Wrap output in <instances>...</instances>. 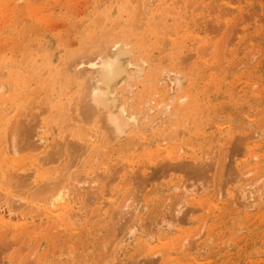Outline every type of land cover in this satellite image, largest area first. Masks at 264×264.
<instances>
[{
  "label": "bare ground",
  "instance_id": "bare-ground-1",
  "mask_svg": "<svg viewBox=\"0 0 264 264\" xmlns=\"http://www.w3.org/2000/svg\"><path fill=\"white\" fill-rule=\"evenodd\" d=\"M19 1L18 4V0L16 2L15 0H0V17L5 14V10L12 12L17 26L24 19H33L35 22L44 20L45 23L52 26L51 28L59 22L56 21L55 15L46 8L47 3L54 0H40V3L37 4H31L26 0ZM154 1L157 2V8L149 11L147 7ZM206 1L208 0H205V3ZM238 1L242 2L243 0ZM244 1L246 5L239 6L238 21L241 20V22L238 24L241 25H237L238 28H241L238 30L240 33L237 42L235 41L237 27L232 24L230 25L236 28L235 32L233 28L229 32L233 31V36L229 32L231 36L222 34L228 37L227 40L231 39L230 43L226 40L223 41L224 37L222 41H216V36L213 38L206 29L207 32L200 31L198 22L208 15L207 13L201 15L202 8L195 10L192 0H172L177 9L168 8L166 0H106V4L103 6L105 9L91 19L89 25L83 29L84 31L77 39L70 40V38L66 37L65 39L62 36L55 39V48L53 49H58L61 53L59 61H57L58 64L52 63L53 54L49 53L41 55L39 52L32 54L31 58L28 53H24L21 56H13L9 61L0 55V127H4L0 142L11 140L14 154L8 159L9 161L6 160L8 161L6 164L0 163V169L4 174V178L0 177V242L5 240L3 244H5L4 249L6 250L4 251L8 250L5 253L0 248V256L5 253L1 258L3 259L2 264H115L114 262L118 261L119 257H121L120 263L122 264H131L132 262L135 264V260H131L135 259L136 255L145 257L155 255L151 244L144 243V239L137 240V247L135 246L136 248L134 247L135 249L130 253H127L129 249H124L120 253L119 248H123V244L114 247L113 243L114 234L117 236L116 231L125 229L123 225L124 227L117 230L119 226L115 222L117 217L115 220L113 218L115 210V213L121 216L122 213L124 214V209L119 206L122 205V201L117 193H127L133 183H138L140 188L147 185V164L149 165L151 162L155 163L160 160L165 162L168 159L175 161L174 165L170 161V164L166 165L186 171V175L196 181L202 180L204 177L206 179L204 178L202 181L213 179L214 172L216 175L224 176L223 174L229 167L231 171L235 170V173L230 174V176L235 174L233 175L235 182L251 173L254 175L256 173L258 177L264 175V138L261 139L259 134L261 131L264 133V78L259 75L256 66L242 62L247 55L246 52L253 62L260 50L263 52L262 45L257 42H249L252 40L248 39L251 36L250 28L254 33L256 29L262 30L263 28L259 24L258 12H263L262 16H264V0ZM212 4L213 2L209 6L212 7ZM225 12L224 14L227 15ZM165 17L172 21L171 25L165 23ZM236 19L237 17L234 21ZM242 21L244 25H242ZM209 25L211 24L209 23ZM213 26L215 25H211L210 28ZM168 27L171 28L175 38L169 35ZM215 28L217 30L216 26ZM223 29L225 27L221 28L222 31H224ZM211 30L213 29L211 28ZM54 32H56L55 29ZM262 34H255V36L260 38ZM10 40L13 42L14 39ZM44 48L39 44L38 50L43 51ZM155 50L164 55L163 61L158 59L160 63H169L172 66L176 64L179 67L184 62L188 67L187 75L185 74L188 82H186L185 75L183 76L185 79L180 78V74L183 75V72L179 69L180 72H177L171 82V85L174 84V88H176L174 91H183L184 97L182 96L183 98L181 97L180 100L174 98L176 99L175 105L174 100L156 105V108L163 107L169 110L174 107L170 118L175 116L177 117L176 122L181 123L177 124L180 129H174L175 135L168 136L170 138H162L166 132L160 128L161 132L158 127L160 134L156 132V136H152L151 133L150 137L146 136L147 131H150V126L152 130L153 125L148 123L150 126L148 124L145 126L143 122L146 120H143V115L146 110L148 111L146 107L155 103L153 99H149L153 94L147 95L141 90L140 94H143V97L147 95V99L143 103L137 102V97L131 98L135 93L137 82L143 80L144 84L152 79L154 84L159 87L169 79V75H171L169 69L162 68L163 75L158 81L157 68H147L153 62L150 57L151 55L154 57ZM156 57L158 58V56ZM153 59L155 60V58ZM16 66L20 68L16 69ZM164 75L168 77L164 78ZM183 81L188 83L184 87H182ZM71 87L75 89V94L71 96L69 107L62 99L57 100L53 94L58 89L62 93ZM164 89L168 88L158 89V93L162 97L171 95L170 92L163 91ZM215 98H219L220 102L216 103ZM11 99L15 104H18V110L10 108ZM251 100L258 104L255 119L250 118V112L254 110L249 107ZM32 101L40 103V106L38 107V104L37 108L27 106ZM177 101L179 102L177 103ZM28 108L35 109L36 112L29 114L28 112L31 111H27ZM156 108L154 107V110ZM165 111L160 115L165 116L170 113ZM153 119L156 121L158 118L153 117ZM243 121H247L250 127L241 124ZM186 122L190 128L184 130L186 126L183 124L186 125ZM222 123L229 125L224 127ZM37 126L49 127L54 133L51 136L43 135L37 130ZM252 127L253 129L250 131ZM152 133L155 134V132ZM168 139L171 144H167ZM227 144L229 149L226 148ZM230 147L233 148V152ZM23 148H29L31 153L26 157L16 159ZM197 150L202 152L203 161L195 157ZM27 151L29 150L27 149ZM240 155H245L244 159L241 157L242 161L237 160ZM231 157V163H228ZM206 161L212 165L213 173L209 178H207V174L211 173L210 165L207 164V166L209 165L207 167ZM135 164L139 166L137 171L134 170ZM170 167H168L169 171ZM181 170L177 172L184 173ZM208 170L209 173L206 174ZM87 172L93 173V178L89 176L92 179L90 182H88L90 179L84 180V177L87 178ZM25 174L27 175L22 176ZM233 177H231L232 180ZM217 180L216 178V180L213 179V182L210 181L213 187H216ZM229 184L224 185L228 186ZM224 185L220 187L222 188L221 192ZM149 186L151 185H147V187ZM177 186H174L175 189ZM174 187L168 188L174 189ZM188 188L186 189L188 190ZM183 191L186 193V190ZM221 192L219 193L221 194ZM137 194L139 196V190ZM204 197L198 200L200 207L207 208L209 211L212 208H217L221 213L226 210L216 197ZM190 200L194 202L192 199ZM231 202L237 203L233 198ZM239 206L242 207L241 204ZM123 207L125 208L126 205ZM243 208L245 207L243 206ZM241 211L240 209L239 212L241 213ZM131 212L126 213L130 216ZM134 215L135 213L132 216ZM180 221L182 222V220ZM128 222L129 220L125 223ZM220 223L222 225L216 228H209L210 231L215 230V234H218L219 227H223L225 221H220ZM134 229L135 232L137 228ZM59 235L60 237L64 236V242L59 247L61 249L56 251L46 249L36 257L33 252L36 250L37 254L38 245L37 248L33 247L34 251L31 249V254L28 253V247L24 246L27 242L23 244L26 239L33 242L44 236L47 244L51 245ZM190 235L191 233L184 232L183 237ZM183 237L177 241H168L162 254L159 252L164 256V260L168 259L174 264H195L187 255L177 258L170 255L171 251L175 250L177 242ZM229 237L234 242L242 241L236 239L234 233H230ZM102 240L103 248L107 251L96 248L98 241L102 247ZM109 241L112 242L109 243ZM38 243L36 242V244ZM94 248L96 249L94 250ZM124 248H128V246ZM58 252L62 253V256L56 258L55 255ZM156 253L158 254V252ZM67 258L70 261L64 263ZM139 260L142 259L139 258L138 262ZM153 260H148L145 263H154L155 260L154 262Z\"/></svg>",
  "mask_w": 264,
  "mask_h": 264
},
{
  "label": "rangeland",
  "instance_id": "rangeland-1",
  "mask_svg": "<svg viewBox=\"0 0 264 264\" xmlns=\"http://www.w3.org/2000/svg\"><path fill=\"white\" fill-rule=\"evenodd\" d=\"M26 1L31 3V4L40 3V0H29V1L26 0ZM105 1L106 0H54V1L48 2L46 5V8L51 13H53L55 15L56 21L57 20L59 21L58 22L59 25H58V23H56L58 26L54 25L53 28H51L52 26H49L48 23H45L44 20L35 22L33 19L32 20L24 19L23 22L20 21L19 22L20 25H18L19 26L18 27L17 22H14L12 12H10V11L6 12V10H5L4 11L5 14H3L0 17V55L4 56V58L7 61H9L10 59H12L13 56H21L24 53H28V56L30 58H31L32 54H36L39 52L41 55H43V54L46 55L47 53H49V54H53L54 60L52 63L58 64L57 61H59L61 53L58 51V49L57 50L53 49V48H55V39L58 36H62L65 39L67 37V38H70V40L74 39V38L77 39L79 37V35L84 31L83 29H85L89 25L91 19L94 18V16L98 12H101V10L103 11L105 9V8H103V6L106 4ZM115 1H121V0H115ZM15 2H16V0H15ZM166 2L169 5L168 8L177 9L176 6L173 4L172 0H170V1L166 0ZM192 2L194 4L193 8L195 10H199L202 8L200 10V11H202L201 15L205 14V13H207V15H208L206 18H202L198 22V25H199L198 27H200L199 30L204 31V32L208 31V33L211 34V36L213 38L216 36L215 37L216 41H218V40L222 41L223 37H224L223 41L224 40H226L227 42H229V40L231 41L230 38L227 40L228 37H226V35L231 36L232 32L236 29V28L232 27V25L237 27V31L240 30L241 27L238 28L239 27L238 25H241V24H238V23L241 22V20L238 21V13H239V6H242L243 4L246 5L244 0L242 2H240L238 0H208V1H206V3H205V0H192ZM211 2H213L212 7H214V8L209 6V4ZM225 2L227 3V5H225L226 4ZM19 3H20V1L18 0V4ZM153 3H154V6H153ZM153 3H152V5H150L151 7L150 6L147 7V9L149 11H153L157 8V2L154 1ZM170 4H171L172 8H171ZM198 5H199V7H198ZM221 5H222V7H221ZM63 6H64V8H63ZM203 7H206V8H203ZM247 7L251 8L249 6H247ZM219 9H220V11H219ZM226 9H227V11H226ZM221 11H223V12H221ZM224 12L227 13V15L224 14ZM262 13L263 12H261V11L258 12V20H259L260 26L263 27L262 30L256 29V32L254 33L253 29L250 28L249 32H250L251 36H249L248 40H252L249 42H257L260 45H262L263 46V52L260 50L258 55L255 57V60H254L255 62L250 60L251 57H250V55H248V52H246L247 55L245 58H243L242 62L247 63V64L249 63V65L256 66V68L259 72V75L264 78V36H262L264 34V16H262ZM210 17H211V19H209ZM236 17H237L236 21H238V22L234 21ZM220 18H222V19H220ZM207 19H209V20H207ZM164 20H165V23L167 25H171V23H172L171 20H167L166 17ZM204 21H206V22L208 21V22L206 23ZM209 23L211 25H215L217 27V30H216L215 26L211 27L213 29V30H211V28H210L211 25H209ZM230 24H232V25H230ZM234 24H236V25H234ZM242 25H244L243 21H242ZM77 26H78V28H77ZM223 27H225V29H223L224 31L221 30V28H223ZM232 28H233V31L229 32ZM54 29L56 32H54ZM205 29L207 31H205ZM167 30L169 31V35L171 37H174V38L176 37L174 35V33L171 31L170 27H168ZM223 33H225L226 35L225 34L222 35ZM239 33H240V31H238L236 33V37H235L236 42H237V37H238ZM261 33H263L262 35H260L261 37L256 38L255 34L259 35ZM59 34H61V35H59ZM254 36L256 39L254 38ZM257 37H259V36H257ZM10 39H14L13 40V42L15 43L14 45L12 44L13 42H11ZM39 40H40V42H39ZM67 40H69V39H67ZM248 40H246V41H248ZM234 42H232V43H234ZM39 44L41 46L45 47L43 51L38 50ZM3 45H4V47H3ZM5 45H6V47H5ZM165 47H168V46H165ZM25 50H26V52H25ZM50 50H52V51L50 52ZM34 51H35V53H33ZM154 52H153L154 57H152V55L150 57L151 60H153V62L150 63L147 66V68L148 69H156L157 68L156 71H158V72H156V75L159 74L158 75L159 76L158 81L161 78L160 76L163 75V73L161 72L162 68L163 67L167 68L170 70L169 73H171V75H169V73H168L169 79L167 78L168 79L167 82L164 84H161V86H159V87L156 86L157 84H154L152 79L148 82H145L144 84H143L144 81L141 80L140 82L136 83L135 93H133V96L131 98L137 97L136 101L143 103L147 99V95L153 94V96H150L149 99H153V101L155 103L151 104V106L146 107L148 109V111L147 110L145 111V114L147 115V117L145 114L143 115V120L144 121L146 120L143 123H145V126L148 123H152L151 124V125H153L152 130H154V131L151 130V126L148 124L150 126L149 130L152 132H155V134L150 132V131H147L148 133H146V136L150 137V133L152 134V136H156L158 133L160 134L162 132V129H160V128H163L164 132H166L164 135H166V136L163 135L162 138H170L168 136H174L175 130L180 129L178 127V125H180L181 123L176 122L177 117H175V116L173 118H170V117H172V113H173L172 110L174 109V107H171V110H169L166 108L164 109L163 107L156 108V105L159 103H162V102L169 103L171 100H174V105H175V102H176L175 100L177 98H179L178 100H180L182 96L184 97L183 91L182 92L181 91H177V92L174 91L176 88H174V84L171 85L172 84L171 82L174 79L173 77L177 74V72H180V71L183 72V75H182V73L180 74V76H181L180 78L185 79L184 77H186V80H187L186 82H188V78L186 76L187 75L186 71H187L188 67L184 64V62H183V64L179 65V67L181 66V68H179L176 64H174V66H172V64L169 65V63H165V64L160 63V61H158V59L162 60L164 58L163 53L159 52L158 50L157 51L155 50ZM156 56H158V58ZM153 58H155V60ZM244 59H245V62H244ZM164 61H170V60H164ZM250 62H252V63H250ZM17 63H19V62L17 61ZM157 65H158V67H157ZM19 68H20L19 66H16V69H19ZM184 70H185V72H184ZM172 72L174 75L172 74ZM165 77H168V76L164 75V78ZM68 81H69V79H68ZM183 82L184 83L182 84V87H184L188 84L185 81H183ZM148 86H149V88H148ZM167 86H169V87H167ZM58 87L63 91V89L60 86H58ZM163 88H168L167 90L164 89L163 91H168V93L170 92L171 95L169 94V96H167V97H162L160 95V93H158V92H159V90H161ZM60 89L56 90L53 95L56 97L57 100L62 99L70 107L71 96L73 94H75V89H73V87H71L68 91L62 92V93H61ZM170 89H171V91H170ZM141 90L143 91V93H145L147 95L143 97L142 96L143 94H140L142 92ZM42 97H44V96H42ZM174 98H176V99H174ZM214 101L216 103H218V102H220V99L215 98ZM178 102L179 101H177V103ZM37 104L39 107L40 103H34L32 101V103L30 105H27V106H30V107L35 106V108H37L36 107ZM9 106L12 110H15V111L19 109V107H17L18 104H15L13 99L10 100ZM154 107L156 108L155 110H154ZM249 107L254 108V110L250 112L251 113L250 118L255 119L258 104L254 100H251L249 103ZM259 107H261V106H259ZM151 110H152V112H151ZM165 110H167V112H170V113L165 115V116L160 115V113H162L163 111L166 112ZM27 111H31V112H28L29 114L30 113L33 114L36 112V110L32 109V108H28ZM153 117L158 118V119H156V121H154ZM173 122H174V128H173ZM175 122H176V124H175ZM161 124L162 125L164 124L165 126L163 127ZM225 124L226 125H224V123H222V125L224 127H227V125H229L228 123H225ZM241 124H243L246 127H248V126L250 127V124L247 121H243ZM76 125H77V123H76ZM175 125H177V127H175ZM183 125L186 126V128L184 127L185 129L183 128L184 130H186L187 128H190V127H188L189 126L188 122H186V125L185 124H183ZM157 127L159 128V130L161 132L160 131L158 132ZM3 128L4 127H0V137L2 136ZM36 128L43 135L51 136L54 133V131L51 128L46 127V126H37ZM155 129H156V131H155ZM252 129H253V127L250 129V131H252ZM146 130H148V129H146ZM156 132H157V134H156ZM176 133H177V131H176ZM262 133H263L262 131L259 133L261 139L264 138V133L263 134ZM256 136H258L257 133H256ZM168 140L170 141V139H168ZM169 141H167L168 142L167 144H171V141L170 142ZM9 145H10V147H9ZM12 147L13 146H12L11 140L10 141L4 140V141L0 142V159H1L0 163L6 164L9 161L8 159L12 155H14L13 151H12V149H13ZM226 148L229 149L228 144L226 145ZM231 148L232 147H230V149ZM27 149L29 151H27ZM22 151L18 156H16V159L21 158V157L22 158L26 157L31 153L29 148H23ZM232 152H233V148H232ZM202 155H203L202 152L200 150H197L195 157H197L200 161H203ZM187 156H189V154H187ZM214 156H215V154H214ZM241 157H243V159H244L245 155H242V156L240 155L237 160L242 161L243 159ZM6 160H8V161H6ZM191 160H192V158H191ZM231 160H232V157L229 159L228 163H231ZM169 161L170 160L168 159L165 161L166 162L165 163L163 160H160V161L155 162V163L151 162V164H149V165L147 164L148 169L146 171V174H148L149 178L146 177V181H147V185H151V186L147 187V185H145L144 186L145 188L141 187L142 190H140L141 188L139 185H137L138 183H133L132 185H130L127 193L126 192H118L117 193V194H119L118 195L119 199L122 201V205H119V206H121L124 209V211H123L124 214L122 213V216H121L120 214L115 213L116 212V210H115L114 211L115 214L113 213V216L114 215L115 216L113 218L115 220L117 217V219L115 220V222L118 223V225H119L117 227V230H118V228L124 227V226H125V229L124 228L122 229L124 231H121V230L116 231L117 236H115V234H114V237H115L113 240V243L115 244L114 247L118 246L119 244H123V248L120 247L119 252L121 253L124 251V249L125 250L129 249L127 253H130L131 250H133L137 247L136 246L137 242L140 239H142V240L144 239V240H146V241L143 240L144 243L147 242V244H149V243L151 244L155 255L152 254V255H149L148 257L136 255L135 259H132L131 261L135 260L134 261V263L136 262L135 264H150L152 262H149V263L148 262L145 263V262L148 260L152 261L154 259L155 262L153 260L154 263H152V264H156V263L157 264H168L169 262H170L169 264H174V263H172V261H170L168 259L164 260V256H162L160 254H162L165 245L168 244V241H173V240L177 241L178 239H180L181 237L184 236V232H189V233H191V235L188 237H183L181 239L182 241L181 240L178 241L177 246L175 247V250L171 251L172 253L169 251H165V252L171 253L170 255L174 256L173 258L180 257L181 255L186 257V255H187L191 260H193L192 263H195V264H243V263L244 264H264V242H263L264 241V203H263L264 202V193H263L264 192V177H263L264 175H262V177H258L256 175V173H255V175L251 173V174H248L247 176H243L240 180H237L235 182V177H233V175H235V174L230 176V174L232 172L235 173L234 172L235 170L231 171V169L229 167V168H227V170L223 174L224 176H222V175L219 176V175H216L215 172L213 173V171H211L212 165H210L209 162L207 163V161H206V163H205L206 166H207V164L210 165V166L209 165L208 166L210 167L209 169H210L211 173H210V175L207 174V173H209V170H208L206 172V174L208 176L207 175H205V176H207V178H209V176H211L213 173L214 174L213 179H215V180H216V178L218 179L216 181V185H215L216 187H213V184H211V182H210V181L213 182V179L209 178L208 179L209 181L208 180L202 181V180H204V178L206 179V177H204L202 180L198 179L196 181V179L192 178L191 176L189 177L188 175H186V171L181 170L180 168H178V170H177V169H175L176 167H173V166H171V167L167 166L166 164L169 163ZM171 162H173V161H170V163ZM235 162H237V161H235ZM235 162H234V164H235ZM175 163L176 162L174 161L171 164L174 165ZM166 166H167V168H164ZM137 167H139L138 164H135L134 170H136V169L138 170L139 168H137ZM168 167H170V171H169ZM171 168H173V169H171ZM164 169H166V170H164ZM171 170H174V171H171ZM176 170L177 171H179V170L184 171V173L183 172H177ZM165 172H167V173H165ZM236 174H238L237 171H236ZM26 175L27 174L22 175V176H26ZM86 176H87V178L84 177V180L88 181L90 179L88 181V182H90L92 180L91 178H93L92 177L93 173L87 172ZM0 177L4 178V174H3L1 169H0ZM231 177H233L234 181L231 179ZM224 178H226V179H224ZM227 179L229 180V182ZM209 182L212 186L209 184ZM193 184H195V185H193ZM224 184H226V185L229 184V185L225 186ZM135 185H137L136 188H135ZM170 185H172V186H170ZM222 185H224L223 186L224 191L222 190V192H221L222 188H220V187H222ZM232 185H234V186H232ZM166 186H168V187L177 186V187H176V189H175V187H174V189H172V188H168ZM190 186H191V188H190ZM201 186H202V188H201ZM185 187L186 188L189 187L188 188L189 191ZM138 188H140V189H138ZM133 189L136 191L135 194H134L135 191ZM150 189H151V191H150ZM138 190H139V196L137 194ZM176 190H177V192H176ZM183 190H186V193ZM132 191H134V192L132 193ZM141 191H142V193H141ZM182 191H183V194H182ZM219 192H221V194ZM237 192H239V193H237ZM229 193H230V195H229ZM243 194H245V195H243ZM224 195H227V196L225 197ZM204 196L216 197L218 199V202L220 201V204L225 206L226 210L221 213L217 208H212L210 210L211 211L210 212L207 208L200 207L198 205V203H199L198 200H200L201 198H205ZM219 196L220 197L223 196V197L220 198ZM258 197L259 198L261 197V198L259 199ZM122 198H124V199L122 200ZM232 198H233L234 202H237L236 204L231 202ZM245 198H246V200H245ZM190 199H192V201H194V202H191ZM141 200L143 202H140ZM187 200H189V201H187ZM260 200H261V202H260ZM205 201H207V200H205ZM123 203H124V205H123ZM193 203H194V205H193ZM177 204H178V206H177ZM239 204H241L242 207L241 206L238 207ZM125 205H126V207L124 208L123 206H125ZM243 206L245 208H243ZM185 207L188 209L186 210ZM184 208H185V212L183 211ZM170 209H171V211H170ZM200 209H201V211H200ZM240 209L242 210L241 213L239 212ZM247 209H249V210H247ZM130 210L133 212H131ZM175 210H177L176 211V212H178L177 214H176ZM213 210H215V211H213ZM126 212H131L130 216ZM134 213H135V215L132 216ZM166 213H167V216H166ZM240 214H242V215H240ZM118 215H119V217H118ZM223 215H225V216L227 215V216L225 217ZM235 215H237V216H235ZM181 216H182V218H181ZM127 217H128V219H127ZM129 217L130 218H137V219L131 220ZM167 218H169V219H167ZM202 218H204V219H202ZM210 218H211V220H210ZM205 219L210 220L209 222H211V223H209ZM128 220H129V222L125 223ZM180 220H182V222ZM223 220L225 221V224L223 225V227H221V228L219 227L218 234H215V230L210 231L209 228H211V227L216 228L217 226L222 225V223H220V221H223ZM120 221H121V223H120ZM196 221H199V222L201 221L202 223L201 222L199 223ZM187 222L188 223L191 222V223L188 224ZM252 223L254 226L252 225ZM198 225H199V227H198ZM228 226H230V227H228ZM134 228H137L135 232H134V230H135ZM200 230H201V232H200ZM207 231H208V233H206ZM240 231H242V232H240ZM230 233H234L236 239H241L242 241L241 242H234V240L232 241L231 238L229 237ZM204 234H205V236H204ZM118 235H120V236L118 237ZM131 235L135 239H133ZM240 235H242V236H240ZM195 237H197V238H195ZM63 238H64V236L61 235V237H60V235H59L56 238V241H54L51 245L47 244V240L44 236H42L41 238H39L38 240L33 241V242H30L28 239H26L27 241L24 240L23 244H26L25 242H27V244L30 243L29 245L26 244L27 246L24 245L25 247H28L27 248L28 253H31L32 251H34L35 248H33V247L35 246L37 248V245H38L37 254L35 253L36 250L33 252L35 254L34 257H36L38 254L45 252L46 249L48 251H51V250L56 251L58 249H61L59 247L64 242ZM146 238H148V239H146ZM158 238H159V240H158ZM40 239L43 241L40 242L41 241ZM150 240H153V241H150ZM128 241H129V244H128ZM194 241H197V242H194ZM4 242H5V240L0 242V244H2V245H0V248H2L3 251L6 250V249H4V245H5V244H3ZM36 242L37 243L39 242L41 244L40 245H39V243L36 244ZM98 242L99 243H97L96 248H99L102 251H107V250H104V248H103V246H104L103 240H102V247H100V241H98ZM111 242L112 241H109V243H111ZM133 243H134V245H133ZM189 243H191L192 245ZM227 244H228V246H227ZM125 246H128V248H124ZM161 247H163V248H161ZM96 248H94V250ZM31 249H32V251H31ZM90 250H92V249H90ZM4 252L6 253V252H8V250L4 251ZM119 252H117V253H119ZM156 252H158V254ZM159 252H161V253L159 254ZM252 254H254V255H252ZM2 256H0L1 264L3 263V261H2L3 259H1ZM60 256H62V253H60V252H58V254L55 255L56 258H59ZM192 256H194L195 259H197L200 262L193 259L194 257H192ZM29 258H32V257H29ZM48 258L49 257H47V259ZM139 258L142 260H139V262H138ZM143 259H146V260H143ZM117 260L118 261L120 260V261L114 262L115 264H122V263H120L121 257H119V259H117ZM69 261H70V259L67 258L64 260V263L69 262ZM77 264H81V263H77Z\"/></svg>",
  "mask_w": 264,
  "mask_h": 264
}]
</instances>
